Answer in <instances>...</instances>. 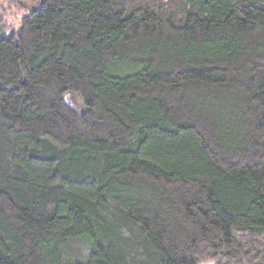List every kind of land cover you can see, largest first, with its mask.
I'll use <instances>...</instances> for the list:
<instances>
[{"label": "trees", "instance_id": "trees-1", "mask_svg": "<svg viewBox=\"0 0 264 264\" xmlns=\"http://www.w3.org/2000/svg\"><path fill=\"white\" fill-rule=\"evenodd\" d=\"M0 264H264V0H1Z\"/></svg>", "mask_w": 264, "mask_h": 264}, {"label": "rangeland", "instance_id": "rangeland-1", "mask_svg": "<svg viewBox=\"0 0 264 264\" xmlns=\"http://www.w3.org/2000/svg\"><path fill=\"white\" fill-rule=\"evenodd\" d=\"M3 1H5V0H3ZM11 18L12 19L10 20L9 27L14 29L15 26L17 25L16 24L17 20H16V17L12 16ZM65 96H66V100L68 101V103L70 105H72L76 110H82L83 109L81 102L79 101L78 97L74 93L68 92Z\"/></svg>", "mask_w": 264, "mask_h": 264}]
</instances>
